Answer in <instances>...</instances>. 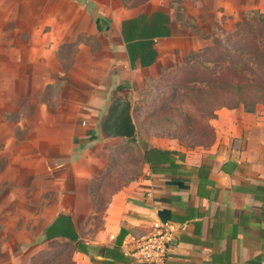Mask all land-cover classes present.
<instances>
[{"label":"rangeland","instance_id":"1","mask_svg":"<svg viewBox=\"0 0 264 264\" xmlns=\"http://www.w3.org/2000/svg\"><path fill=\"white\" fill-rule=\"evenodd\" d=\"M78 2L89 16L72 0H0V264H72L69 241L44 242L43 231L61 209H74L66 188L83 191L85 182L74 180L70 155L47 146L70 140L65 128H52L50 110H73L81 101L74 92L84 82L81 66L70 77L62 71L71 63L75 29L85 30L93 50L100 48L96 35H86L91 19L103 18L105 26L158 9L171 35L157 63L127 86L134 136L94 142V133L83 132L72 138L75 153L89 147L85 156L97 169L89 196L71 214L79 237L94 239L111 196L142 176L141 143L167 140L187 150L207 149L218 110L264 111V23L234 30L242 20L264 21V0ZM243 36L252 42L237 39ZM256 49L260 55H250ZM67 79L74 85L59 83Z\"/></svg>","mask_w":264,"mask_h":264},{"label":"crops","instance_id":"2","mask_svg":"<svg viewBox=\"0 0 264 264\" xmlns=\"http://www.w3.org/2000/svg\"><path fill=\"white\" fill-rule=\"evenodd\" d=\"M72 1L89 16L86 4ZM153 3L159 7L158 1ZM157 11L111 19L105 26L103 18L97 17L100 31L95 18L91 19L86 35L97 36L98 51L82 40L83 28L73 31L76 44L71 47V63L61 71L70 77L69 72L73 75L81 66L84 82L74 90L81 101L75 100L78 107L73 110H50L56 122L52 128H65L71 137L66 145L54 146L50 140L47 146L70 155L67 160L74 180L85 182L83 191L66 188L74 209L65 207L60 210L64 213L74 216L75 204L89 196V183L97 172L85 156L89 147L75 153L72 138L83 132L95 134L110 90L128 88L136 73L157 63L162 43L171 35L165 14ZM59 83L74 85L70 79ZM66 115L69 119H62ZM212 125L215 138L207 149L187 150L167 140L140 146L141 158L143 148L159 149L172 158L158 164L142 160V176L111 196L98 235L91 240L79 237L86 254L74 251L72 264H139L127 255L125 243L159 222L175 228L164 264H264V111L220 109ZM61 195L60 191L57 197ZM121 229L126 235L116 246Z\"/></svg>","mask_w":264,"mask_h":264},{"label":"water","instance_id":"3","mask_svg":"<svg viewBox=\"0 0 264 264\" xmlns=\"http://www.w3.org/2000/svg\"><path fill=\"white\" fill-rule=\"evenodd\" d=\"M131 109L132 99L129 88H112L97 121L94 139L102 142L117 138H132L136 128ZM125 235L126 231L121 229L115 240L116 246H121ZM55 239H65L71 243L78 241V232L71 214L58 212L44 229V242Z\"/></svg>","mask_w":264,"mask_h":264},{"label":"built area","instance_id":"4","mask_svg":"<svg viewBox=\"0 0 264 264\" xmlns=\"http://www.w3.org/2000/svg\"><path fill=\"white\" fill-rule=\"evenodd\" d=\"M175 228L169 222H159L139 237L125 243L127 255L139 264H164L174 239Z\"/></svg>","mask_w":264,"mask_h":264},{"label":"trees","instance_id":"5","mask_svg":"<svg viewBox=\"0 0 264 264\" xmlns=\"http://www.w3.org/2000/svg\"><path fill=\"white\" fill-rule=\"evenodd\" d=\"M100 20H101L100 18L96 17L95 21H94L98 31H100L102 28V26L100 24ZM262 23H264V21L261 18H254L252 21L242 20V21H240L234 25V30L235 31L242 30L243 28L249 26V24H253L257 28ZM233 37H234V35H233ZM227 38H230V36H227ZM237 39L242 40L244 43L252 42V40H250L249 38L244 37V36L240 37V38L237 37ZM82 40L86 41L87 39L83 37ZM262 40L264 42V38H262ZM253 46H256V44L254 43ZM244 53H246V50L244 51ZM250 55H253L254 57H258L260 54H259V51L256 49L254 51V54H250ZM227 109H235V107L227 108ZM245 111H247V110H245ZM249 112H253V111H249ZM213 117L215 118V116H213ZM141 144L143 147L147 145L145 143H141ZM139 155H140V149H139ZM171 158L172 157L169 154H166V153H164L161 150L156 149V148H150V149L143 148V157L141 158V156H140L141 164L143 161H145L146 163H149V164H158V163H162L165 161H169V160H171ZM152 171L154 172V169H152ZM68 243L72 246V253L74 251H77V252H81V253L86 254L85 250L82 248L81 242L78 241L75 243H71V242H68Z\"/></svg>","mask_w":264,"mask_h":264}]
</instances>
